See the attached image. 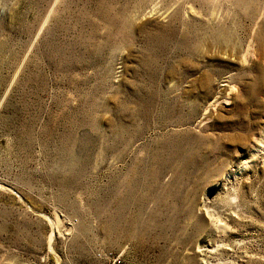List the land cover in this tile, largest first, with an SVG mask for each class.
<instances>
[{
    "label": "rangeland",
    "instance_id": "1",
    "mask_svg": "<svg viewBox=\"0 0 264 264\" xmlns=\"http://www.w3.org/2000/svg\"><path fill=\"white\" fill-rule=\"evenodd\" d=\"M0 264H264V0H0Z\"/></svg>",
    "mask_w": 264,
    "mask_h": 264
}]
</instances>
